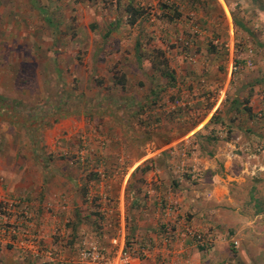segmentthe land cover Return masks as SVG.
Wrapping results in <instances>:
<instances>
[{
    "label": "rangeland",
    "instance_id": "374dc122",
    "mask_svg": "<svg viewBox=\"0 0 264 264\" xmlns=\"http://www.w3.org/2000/svg\"><path fill=\"white\" fill-rule=\"evenodd\" d=\"M224 1L230 9L234 28L235 21L241 22L238 19L245 15L242 17L245 19L242 24L244 28L233 32L234 49L230 56L224 46L228 44L226 16L218 9L216 0H212L211 15L217 20L213 36L215 40L224 42L217 45L220 48L218 56L208 52V57L201 58L203 52L196 46V41L207 28L197 25L196 12L177 0H0V115L5 116L0 120V179L6 188L9 184L14 188L9 192L23 200L27 199L25 194L30 193V190L18 191L14 187L21 169H16L20 156L22 163L28 165L30 172L33 171L31 177L36 185L41 183L39 168L60 171L61 175L65 173L63 168L67 167V175L82 184L78 190L83 187L81 193L85 191L90 196L87 202L94 209L87 216L98 213L99 220L111 218L114 221L110 214H102L95 208L101 206L107 209L113 202L94 199L93 186L87 187L84 183L89 178L88 183H108L116 179L121 171L109 170V166L126 167L132 163V159L141 157H145L144 162L153 159L152 152L160 149L164 140L159 128L144 129L141 133L144 137L132 143L128 154H114L113 150L120 141L103 132L106 125L112 124L118 113L134 116L140 115L142 110L159 109L158 115L183 118L171 129L176 128L186 135L197 120L209 116L211 128L207 129L206 136L189 135L183 139L184 142L177 144L175 153L168 151L167 154L162 152L165 154L162 155L161 150L157 159L167 166L184 162L186 169H190L197 157L200 159L205 155V158L213 160L219 172L224 162L228 161L240 167H251V171L241 176L243 186H239L240 180H229L232 201L223 202L228 208V212H225L228 224L224 229H219L220 235L224 236L216 240H223V244L219 246L215 259L218 264H264V13L261 18V12L253 9L250 0ZM256 1L264 6V0ZM129 3L143 7L147 15L138 27H123L119 31L120 37L125 40L127 36L132 43L130 37L137 33L142 35L144 48L149 51L154 46L161 48L168 59L169 69L176 72L174 91H159L158 87L166 85L168 89L169 86L156 74L160 82L157 88L150 94L144 88L140 92L150 100V104L134 109L119 104L133 90L115 87L111 83V76L107 80L101 73L102 69L108 67L104 62L117 60V66L120 61L115 57L116 52L108 36L114 33L117 21L126 22L125 7ZM160 5L169 7L170 14L173 10L182 12L183 20L171 23L161 16L158 21L157 9ZM204 13L205 10H202L199 14ZM159 27L166 33V38L161 40L163 46L151 36L158 33ZM195 28L198 31L196 34L193 33ZM206 44L205 51L215 45L211 39ZM126 47L123 49L128 53L130 47ZM248 57L252 60V67L230 72L231 62L242 66ZM193 67L208 71L205 82L197 76L193 79V74L188 72H192ZM210 68L214 72L210 73ZM177 70L185 71L187 75L180 77ZM226 81L227 88L224 87ZM244 82L246 89H239ZM245 108L250 109L251 113L246 112ZM238 114L244 115L245 127L239 126ZM14 116L17 120L11 122ZM66 118L80 123L83 130L77 136L66 138V142L65 138L50 140V145L54 147L50 152L43 133ZM108 151L112 154H108ZM81 154L83 162L79 160ZM57 163L60 164L59 168ZM23 173L20 172V175ZM191 174L186 171L181 178L189 185L196 186L198 180L192 178ZM139 178L140 175L136 180ZM176 179L173 178L174 181ZM252 186L257 193L250 200L249 190ZM110 190L111 184L105 192L109 194ZM45 205L51 206L50 210L43 206L47 213L54 210L52 202ZM84 220L95 228L101 225L100 222L91 223L88 217ZM113 226L119 228L118 223L114 222ZM58 229L59 236L52 238V245L67 258L74 256L81 239L98 244L92 241L94 238L83 235L78 227L71 223L67 225L65 220L61 221ZM124 242L125 245L134 243V234L126 235ZM189 257L194 258L195 255ZM23 264L52 263L45 257L35 258L28 254Z\"/></svg>",
    "mask_w": 264,
    "mask_h": 264
},
{
    "label": "crops",
    "instance_id": "0c3cea01",
    "mask_svg": "<svg viewBox=\"0 0 264 264\" xmlns=\"http://www.w3.org/2000/svg\"><path fill=\"white\" fill-rule=\"evenodd\" d=\"M147 1L153 2L155 0ZM177 1L182 2L186 8L191 7L193 11L196 12L195 15L198 23L197 25L207 28L199 35V38L196 41V46L198 49H201V52H203V54L200 55L201 58L205 56L208 57L209 51H205L204 48H206V43L209 42V39H211V42L215 40L213 36V28L216 26L215 23L217 22L215 17L211 15V9L213 8L211 4L212 0ZM216 3L218 9L222 11L224 16H226V24L228 27V32L226 31L228 35L227 51L231 56L234 49L233 32L236 31L237 33V29L240 27L235 25L234 28L230 16V9L225 1L216 0ZM153 4L156 5L155 2ZM133 5L136 4L133 3ZM161 6L162 5H160L157 9V14L159 13L158 21H160L161 16L171 23L183 20L184 14L180 11H178L181 15L180 18L169 20L168 17H171L172 13H168ZM202 10H205L204 15L199 14ZM243 16L245 15L242 14V17ZM242 17L241 19H238L241 20V22H238L241 27L244 28V25L242 26V24L245 23V19H242ZM261 18H263L262 12ZM144 19L137 21L132 27H138L140 22ZM164 24L165 22L163 25ZM119 25L121 27L118 30ZM210 26H212L211 29L208 28ZM115 27L114 33L109 34L108 38L112 40V48L114 49V52H116L115 57L120 61L117 66L115 65L117 62L115 59L114 62H104L105 67H108L104 68V70L102 69L101 73L105 75L107 80L108 78L110 80L111 76V83H113L115 87L119 89L126 88L127 90H133V92L129 91L125 97H123L124 99L122 102L119 103L122 105V107L132 106V109H134L135 107L140 108L144 104L149 105L150 100L144 98L143 95L140 94V92H143L141 88H144V90L148 91L150 94L154 91V89L157 88L156 85L160 84L158 79H162L164 84H167V80L161 77L158 73H155L153 69H151L149 62L145 60V58H142L141 52L149 51L146 50L144 48L145 45L142 44L144 39L142 38V35H139L138 33L134 34L132 37H130L133 40L131 43L129 42V37L126 36L124 40V37H120L119 35V31L123 30V27L129 28L131 26L126 25V22L119 23V21H117ZM161 32H163V34ZM151 36L153 39H158L161 45V40L166 38V33L164 29L162 30L161 27H159L158 33H153ZM218 41L221 43L224 42L221 39H218ZM126 46L130 47L128 53H125L124 51L127 49ZM155 48L161 49L159 47ZM105 63H107V65ZM188 72L193 74V79L196 76L200 77L202 82L206 81V77L208 75V71H202L200 68L196 67H193L192 72ZM209 72H214V69L210 68ZM177 73H179L180 77L182 75L183 77L187 75L185 71L180 72L177 70ZM156 74H158V79ZM175 74L176 72H174V76ZM227 84L228 82L226 81L224 85L225 88L228 87ZM174 87L175 85L169 86L168 89H166V85H164L162 87H158V90L162 91L163 93H171V90L174 91ZM239 89H246L245 82L240 85ZM124 100L125 102H123ZM164 108L166 109V106H164ZM167 108L172 109L173 107L167 106ZM141 112L142 113H140V115L134 114V116H124L118 113L117 117H115V121L112 124L106 125L107 127L103 132L105 134L109 133V135L113 136L116 140L119 139L120 143L119 146H115L113 150L114 154L117 152H124L128 154V151L131 150L132 143L137 142V138L144 137L143 134H141L144 129L153 130L154 127L159 128L158 130L159 132H162V139L165 142H162L160 149L152 152V162L153 165H156V169L158 170V183L156 184L151 182V178L153 176L151 170L144 175L138 173L132 177V174L137 167H143L147 165V163L143 161L145 157H141L140 159H132V163L126 167H114V165L113 168L109 166V170L113 169L121 172L120 176H118L116 179H113L112 181H109L108 183L101 181L88 183L84 180L83 182H85L84 184H86L87 187L93 186V193L95 196L93 197L94 199H97L99 202L100 200L113 202L112 205L110 204L107 209L101 208L100 206H95V208L98 210H106L105 214H110L114 221L111 218L99 220L98 213H93L87 216L89 212H92L94 209H92L87 202L90 200V196H88L89 194L87 193L85 194V191L81 193L82 189L78 190V186H82V184L76 181L75 178L67 175V167L60 168L61 170L62 168L65 170V173H62L61 175L59 173L60 171H49L47 169H43L42 167L39 168L41 170V183L36 185L33 178L31 177L33 175V171L30 172L28 165H24L22 163V156H20L16 169L19 167H21V169L19 170L18 176H16L18 181L15 183L16 185H13L18 191L23 189L30 190V193L25 194L27 199H24V203L28 205L31 211V219L34 223V228L41 229L46 234V246H51L54 242L52 238L55 237H51V234L49 233L51 228L53 226H59L61 221L64 220L66 221L67 225L71 223V225L73 224L75 227H78V229H80L79 231L83 232V235H85L87 238H94L92 241H96L100 247L106 250H112L113 247L110 244L111 240L114 238L117 239L118 246L121 247L122 244L125 243V236L128 234H134L136 246H146L151 243L152 245H155L157 244L158 237L160 235V227H162L167 218L163 210H161L158 201L174 202L178 206V218L181 216L187 217L189 223L196 230L203 234L211 235L215 241L214 245L217 247L214 248L213 246L210 251L205 252L194 248L195 246L191 245L189 241L177 239L173 243L169 253H163L165 264H218V260L215 258L216 254L219 252V246L223 244V240L218 241L216 239L224 236V234L220 235L219 229H224L225 225L228 224L225 213L228 212V208L225 207L223 202L232 201L229 180H232L233 182L240 180L238 181L239 186H243L241 185V179H243L241 176L244 174V172L251 171V167H240L238 164L230 163V161H228L224 162L223 166L220 167L221 172H219L212 159L205 158V155L200 159L197 157L196 162L192 163L190 166L193 171H198V173H200L198 184L196 186L189 185L187 181L178 175L177 171L175 170V165L167 166L165 162L161 163L157 159V154H159V151L161 150L162 155H165L164 153L167 154L168 151L175 150L177 144L184 142L183 139L189 135H191L190 137L195 135L206 136L208 133L207 129L211 128L210 117L205 116L201 120H197L185 135L182 132L179 133L176 128L171 129L173 124L182 122L183 118H168L161 116L160 114L158 115L157 112H160L159 109L153 111L142 110ZM241 115L242 114L237 115L239 120L238 122H243V124L239 123V126L245 127L243 120L245 117L244 115L241 117ZM82 130L83 129L81 128L80 123H77L74 119L66 118L63 121H58V123L54 124L51 129L44 131L43 138L46 140V144L49 147L48 149L51 150L49 151L53 152L52 150H54V147L53 145H50V140L65 138L64 140L66 142V138L77 136L80 134V132H82ZM108 154L112 153L108 151ZM207 155L209 156L210 154ZM56 166L59 168L60 164L57 163ZM31 167L36 171V167L33 164ZM20 172L25 173L20 175ZM26 172L29 176L26 175ZM138 175H140V178L136 180ZM251 175H254V173H251ZM175 177L178 178L176 181L173 180ZM109 184H111L112 190H110L108 194L105 192V189L109 187ZM4 185L5 184L2 183L0 179V194L5 193L9 197H19L23 200L22 197L13 195L9 192L10 190L14 189L10 187V184L7 188ZM26 186H29L30 189H27ZM256 193L257 191L252 186L249 190L250 200H252L253 195ZM55 197H61L64 199L66 203L65 210H61L59 208L58 202L54 200ZM47 202H52L53 204L54 210H51V213H47L46 209H43V206L45 207L47 205H45V203ZM174 216H172V218H174ZM85 217H88V219L91 220V223L93 224L100 222L102 226L100 225L96 228L90 226V224H87V221L84 220ZM114 222L118 223L119 228L113 226ZM69 232L72 231L69 230ZM115 234L117 237H115ZM18 252L21 253V255ZM191 254L195 255V257L190 258L189 256ZM24 255L26 256L28 254H23L19 250L10 249L7 247L2 248L0 249V264H23V260L25 258ZM155 256L156 254L153 253L150 256L144 257L142 260L135 262L137 264H155ZM211 258H213L212 261L210 260Z\"/></svg>",
    "mask_w": 264,
    "mask_h": 264
},
{
    "label": "built area",
    "instance_id": "2783aa9c",
    "mask_svg": "<svg viewBox=\"0 0 264 264\" xmlns=\"http://www.w3.org/2000/svg\"><path fill=\"white\" fill-rule=\"evenodd\" d=\"M197 29H193L196 34ZM213 44H222L218 40H214ZM228 48V45H224ZM252 53L251 50L248 51ZM252 60L248 57L244 60L241 66L237 62L230 63V72H236L242 68L252 67ZM85 148V145L83 146ZM171 154L175 150L169 151ZM80 162H83V154H81ZM175 170L180 177L186 171L192 173V178H199L198 171H193L192 168L186 169L185 163H175ZM152 183H158V170L152 169ZM58 206L61 210L66 209V203L61 197H55ZM161 210H163L166 221L163 223L158 237L157 244H148L146 246H136L135 241L130 245L122 244L118 246L117 239L111 240L112 251L106 252L96 243H89L85 238L79 240L76 251L72 258H67L54 245L46 246V234L41 230L34 228L31 211L24 200L19 197H9L7 194H0V247L5 246L11 249L19 250L28 253L35 258L45 257L52 264H137L136 262L142 258L155 253V264H165L163 253H169L173 243L177 239L189 241L191 245L202 251H210L214 246V238L211 235H205L196 230L188 221L187 217L181 216L178 218V206L174 202L158 201ZM101 207V206H100ZM49 206H47L48 210ZM51 208V206H50ZM49 208V210H50ZM103 208V207H101ZM105 209V208H104ZM105 214L106 210H100ZM175 215V216H174ZM174 216V218H172ZM59 226H53L51 237L59 236ZM136 261V262H135Z\"/></svg>",
    "mask_w": 264,
    "mask_h": 264
},
{
    "label": "trees",
    "instance_id": "16d2710c",
    "mask_svg": "<svg viewBox=\"0 0 264 264\" xmlns=\"http://www.w3.org/2000/svg\"><path fill=\"white\" fill-rule=\"evenodd\" d=\"M250 3H251V6L253 5L252 7L254 10H258L259 12L264 13V6L257 4L256 0H250ZM161 7L164 8L169 13V11H170L169 7H167L165 5H162ZM125 14H126V25H129L132 27L136 24L137 21L145 18L147 11L143 7H139L138 5H133V4L129 3L125 7ZM180 17H181L180 13L177 10H173L171 17H168V18H169V20H172V19H178ZM235 25L243 29V27H241V25L239 24L238 21H235ZM219 49L220 48H218L217 45H213L212 49L209 50V52L210 53L212 52L218 56L219 55L218 53H220ZM141 55H142V58H145V60H147L149 62L151 69H153V71L155 73H158L161 77H163L167 80L169 86L174 85L175 80H176L175 76H174V72L169 69L168 59L166 58L165 52L163 50L154 47L148 52L142 51ZM141 55H139V56H141ZM1 102H2V98L0 99V111H1V105H2ZM3 103H5V101ZM4 106H6V104ZM244 110L248 113H251L250 109L245 108ZM4 118H5V116L3 114H1L0 120H3ZM16 120H17V118L15 116L13 118H11V122H15ZM30 128H31V126H30ZM29 131H31V130L29 129ZM146 163H147V165H145L143 167H140V166L137 167L134 170L132 177L138 173H140L141 175H144L145 173H147L148 171L153 169L154 165H153L152 159L147 160ZM89 180H90V178H89ZM89 180H87V182ZM82 190H83V187H82Z\"/></svg>",
    "mask_w": 264,
    "mask_h": 264
}]
</instances>
